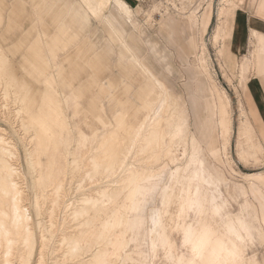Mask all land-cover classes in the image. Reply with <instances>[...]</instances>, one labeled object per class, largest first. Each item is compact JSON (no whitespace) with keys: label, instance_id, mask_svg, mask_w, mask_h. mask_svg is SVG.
Returning a JSON list of instances; mask_svg holds the SVG:
<instances>
[{"label":"rangeland","instance_id":"374dc122","mask_svg":"<svg viewBox=\"0 0 264 264\" xmlns=\"http://www.w3.org/2000/svg\"><path fill=\"white\" fill-rule=\"evenodd\" d=\"M126 1L132 21L0 0V264H264V136L244 97L246 83L264 94V37L238 55L225 38L226 11L231 25L257 0ZM129 167L145 171L135 192ZM190 225L228 251L199 252Z\"/></svg>","mask_w":264,"mask_h":264},{"label":"crops","instance_id":"0c3cea01","mask_svg":"<svg viewBox=\"0 0 264 264\" xmlns=\"http://www.w3.org/2000/svg\"><path fill=\"white\" fill-rule=\"evenodd\" d=\"M112 1L109 2V4H106L107 5L106 8L103 9V6H100V2L98 0H87L88 4H85V2L82 0L83 4L90 11L94 12L95 14L97 12L102 13L103 10L107 9L108 7H112L113 10L116 12V14L122 18V20L127 21L125 19V14L123 13L124 7H122V2L126 3L131 8L130 4L126 0H112ZM78 7H79V5H72V8H78ZM78 10H79V8L74 9V13L76 14ZM249 11L251 12V10H249ZM255 11H256V14H250L247 10H244V9L237 10L234 14L231 25L229 24V17H228L229 12L226 11L225 38H230L229 45H230L232 53L238 55V54H242V52L245 51V49L249 45V34H251L252 36H256V37L257 36L258 37H264V0H257ZM213 14H214V11L212 10L210 21H209L208 26L205 30L207 32L211 26ZM74 19H77V21H80V17L77 15H74ZM258 22L261 24H258ZM263 49H264V47H263ZM135 60L137 61V59H135ZM261 61L264 62V56L262 57ZM262 65H264V64H262ZM255 74L257 76H259L264 82V70L257 71V68H255ZM150 75H151V73H150ZM169 92L175 98L178 99V97L175 93H172L171 91H169ZM195 92H196V95H192L191 100H194L195 107H200L202 102L204 101V99H203V96L201 94H199L197 91H195ZM244 93H245L244 97L248 102V109L250 110L249 112L251 114L252 120L254 121V125H256L257 127L260 128V133H262L261 136H264V94H262L263 96H259L255 86L251 85L248 87L247 83L245 84ZM151 96L152 95H150L148 98H150ZM154 97H155V95L152 96L150 99H152ZM150 99H147L145 101V103L142 105L143 108L141 107L142 109L145 108L144 106L148 104ZM180 102H187V100L186 101L181 100ZM142 124H143L142 125L143 130H144L145 123H142ZM140 125H139V127H140ZM203 125L205 126V122ZM154 126H155L154 128H156V129H153L152 134L155 137L161 138V140H164L166 138V136L168 135V133H167V131H169L168 129L171 127H175V123H174V121L168 122L167 126L165 127L164 133L160 132L162 129L160 128L159 124H156ZM203 127H202L201 131L205 137V136H207L208 133L207 132L205 133V131H203ZM143 130H141V133L138 134V136L141 134H144ZM179 132L182 133L181 130H179ZM145 137L146 136L144 135L142 140H145ZM129 153H128V155H129ZM127 158H128V156L126 157V160H127ZM129 169H130V167L127 168L124 176L127 175V171ZM135 170L138 172V174H136L134 177H132L130 179L129 178L123 179L124 181H127L128 183H130L132 185V187H131L132 192H135L137 187H138L136 179L140 178V177L145 178V177H143L145 175V171L139 170V169H135ZM196 173L198 175L199 171H196ZM196 230L197 229L194 228L193 226H191V225L188 226L185 229L186 237L189 239H192V238L194 239L195 238L194 236L196 235ZM194 240H195L194 246H195V248H197L199 250V252H202L204 249H209V248L212 249V247L214 248V245L218 246V249H220V250L228 251V247L223 241L218 240V239H212L210 229L200 230L197 238H195ZM218 249L213 250V251H219ZM96 252H98V254L100 256V250H97Z\"/></svg>","mask_w":264,"mask_h":264},{"label":"bare ground","instance_id":"6f19581e","mask_svg":"<svg viewBox=\"0 0 264 264\" xmlns=\"http://www.w3.org/2000/svg\"><path fill=\"white\" fill-rule=\"evenodd\" d=\"M124 5H126V8H124L125 9V11H128L127 13H129V16H130V19L128 18V21H132V17H133V15H132V13H133V11H132V9L129 7V5H127L126 3H124V2H122ZM132 12V13H131ZM196 11H194V13H193V15H196ZM190 16H191V14H190ZM164 105V104H163ZM163 105H158L157 106V108H156V110H155V112H156V119L154 120V125H156V124H160V121L162 120L161 119V117H160V115H159V112H160V110H161V108H162V106ZM155 114V113H154ZM149 116V115H148ZM164 117V116H163ZM142 123H141V125H140V127H138V129L136 130V135H138V134H140L141 133V130H143V127H142ZM154 129H156V128H154ZM171 128H169L168 130H170ZM132 145V144H131ZM130 150H131V146L130 147H128V149L126 150V152L124 153V155H122V157H121V160H120V162H119V165H118V167H117V169H116V172L117 171H119L121 168H122V166L124 165V163H125V161H126V157L128 156V153L130 152ZM94 157V156H93ZM93 161V160H92ZM95 161V160H94ZM112 170V169H111ZM136 174H138V172L133 168V167H130V169L127 171V175H125L124 177H123V179H126V178H132V177H134ZM129 176V177H128ZM103 189V188H102ZM98 192V195H102V193H103V191L101 192V188H99V190L97 191ZM56 193V196L57 197H60L62 194H63V192H62V187H61V185L58 187V190L55 192ZM98 195H96V194H84V195H82L80 198H79V200H78V204L79 205H88V203H91V202H93V201H98ZM100 198V197H99ZM78 205V206H79ZM76 206H77V204H76ZM67 208L69 209V210H73L74 209V207H73V203L72 202H68V204H67ZM77 208V207H76ZM79 208V207H78ZM84 208V207H83ZM79 209H81V208H79ZM78 209V210H79ZM15 210V209H14ZM68 210V211H69ZM79 211H77V213H78ZM29 226V225H28ZM8 231V230H7ZM28 231V230H27ZM6 235V234H5ZM26 237H27V235H25ZM68 237V236H67ZM25 238V237H24ZM28 238V237H27ZM26 238V239H27ZM9 238H7V240H8ZM12 239V238H11ZM14 240V239H13ZM43 240H45V239H43ZM65 240H67V238H65V237H63L62 238V241L64 242ZM25 241V240H24ZM29 241V240H28ZM70 241V240H69ZM9 242V241H8ZM45 242H46V240L44 241V244H45ZM67 242V241H66ZM13 243H14V241H13ZM10 244V243H9ZM8 244V245H9ZM7 245V244H6ZM43 245V244H42ZM46 245V244H45ZM12 246V245H11ZM10 246V247H11ZM42 248H44V246L42 247ZM10 249V248H9ZM216 249H218V246H216V245H214V248L212 247V251L213 250H216ZM218 250H220V249H218ZM41 252V251H40ZM41 255V254H40ZM42 256V255H41ZM93 257L94 258H96V260H98L99 262H100V256H99V254H98V252H96L94 255H93ZM92 258V257H91ZM93 259V258H92ZM90 263H91V260H90ZM84 264V263H83ZM91 264H93V263H91Z\"/></svg>","mask_w":264,"mask_h":264},{"label":"snow or ice","instance_id":"6c2138e0","mask_svg":"<svg viewBox=\"0 0 264 264\" xmlns=\"http://www.w3.org/2000/svg\"><path fill=\"white\" fill-rule=\"evenodd\" d=\"M186 242H187V237H186ZM193 251L196 252L197 249H193ZM187 264H195V260L187 261Z\"/></svg>","mask_w":264,"mask_h":264}]
</instances>
